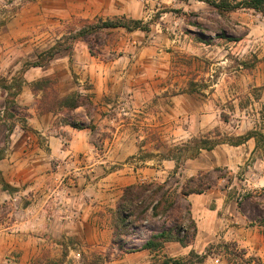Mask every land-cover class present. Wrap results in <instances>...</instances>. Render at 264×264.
<instances>
[{"label": "rangeland", "instance_id": "374dc122", "mask_svg": "<svg viewBox=\"0 0 264 264\" xmlns=\"http://www.w3.org/2000/svg\"><path fill=\"white\" fill-rule=\"evenodd\" d=\"M220 2L0 0V160L31 132L24 104L33 96L39 113L52 114L53 131L68 124L94 134L99 128L97 150L104 147L110 162L104 171L118 177L107 178L101 192L111 230L119 196L128 186L166 184L164 208L175 204L174 217L148 211L132 219L133 235L123 237L122 246L112 244L113 230L111 241L106 235L102 244L90 243L80 224L82 207L73 206L76 215L64 235L41 234L49 243L20 249L14 240L2 239L16 236L19 223L31 216V203L16 192L8 200L0 196V264H162L165 258L232 264L225 243L252 264H264V14L219 10L214 4ZM115 20L140 21L141 29H90L76 38L85 28ZM52 48L61 51L49 60ZM96 64L110 65L107 94L97 105L90 92L95 79L87 72ZM79 96L91 102L82 106L84 119L63 104ZM61 134L68 146L70 136ZM250 134L257 155L245 170L214 167L212 150L237 146ZM201 140L209 143L200 149ZM189 162L206 176L203 194L181 196L190 179L184 173ZM95 194L89 186L83 196L91 201ZM176 219L186 226L192 219L198 229L197 245L196 239L188 248L179 245L183 255L125 253L151 232L173 227ZM191 252L199 257L190 258Z\"/></svg>", "mask_w": 264, "mask_h": 264}, {"label": "crops", "instance_id": "0c3cea01", "mask_svg": "<svg viewBox=\"0 0 264 264\" xmlns=\"http://www.w3.org/2000/svg\"><path fill=\"white\" fill-rule=\"evenodd\" d=\"M109 66L96 64L91 70H87L95 79L93 90L90 91L95 94V105L101 102V98L107 94ZM32 98L34 99L33 96ZM32 98L26 97L25 99L31 102L24 104L28 108V125L31 127V132H27L22 145L17 146L0 160V176L4 183L0 186L2 188L6 185L4 190L1 189L2 200H8L14 192L25 195L23 200L31 203L29 212L31 216L27 215V221L19 223L15 237L12 233L2 240H14L16 247L20 249L27 247L28 243L38 249L42 246L41 244L49 243L44 238L45 234L64 235L63 233L67 232L68 220L72 215H76L73 214L71 207L78 206V208L82 207L80 224L83 227L82 230L89 235L90 243L102 244L106 235L111 241L112 230L104 218L105 197L101 192L107 178L114 176L116 181L118 177L114 172L105 173L104 171L109 169L107 165L110 162L105 160L108 155L104 154V147L100 146L102 148L100 152L97 150L100 143L99 128L97 127L95 134L90 129L78 130L70 126L53 131L51 129L52 114L39 113ZM74 114L80 115L81 119L87 118L85 107L76 109ZM103 116L104 114H100L99 118L102 119ZM62 131L70 136L68 146H65L67 142L61 134ZM94 142L95 145H93ZM111 149H108L109 152ZM256 151V141L250 138L247 143L239 146L216 147L209 154L214 157V167L236 171L245 170L246 166L256 158ZM190 163L193 162L185 166V176L187 178L197 177L201 168ZM86 174L91 180V185L85 184ZM89 186L96 188L95 198L91 201H87L83 196L87 193ZM93 201H95V206L91 207ZM66 203H70L71 206L69 204L66 207ZM109 208L113 209L114 205ZM28 211L29 209L23 212L25 216ZM20 230L21 233L26 231L28 234H20ZM41 234L44 237H41ZM135 237L139 238L138 235ZM147 239L148 237L141 243ZM197 243L198 238L195 245ZM179 245L175 242L167 243L163 249L153 253L162 251L169 257L181 256L183 252ZM141 253L151 252L142 251ZM133 255L137 254L133 253Z\"/></svg>", "mask_w": 264, "mask_h": 264}, {"label": "trees", "instance_id": "16d2710c", "mask_svg": "<svg viewBox=\"0 0 264 264\" xmlns=\"http://www.w3.org/2000/svg\"><path fill=\"white\" fill-rule=\"evenodd\" d=\"M215 7L219 10L225 11H235L238 9H249L260 12L264 14V0H221L219 4H214ZM131 24L124 22L123 20L107 21L96 27L90 26L79 32L76 36L83 37L90 29H94L97 32L105 29H117L125 28L128 31H134L141 29L140 21H131ZM61 49L52 48L47 52L48 59L51 60L53 57L60 52ZM63 104L67 105L70 111H74L79 107L91 105V102L86 97H77L75 100H72L70 103L66 99ZM71 127L82 130L85 129L83 126H77L75 124H68ZM251 134L245 138H240L233 145H241L246 139L250 138ZM208 140H201L197 142V146L201 149V145L208 144ZM205 174H201L198 177L190 178L181 191V196H189L192 194H203L206 190L202 186V181L205 179ZM3 183V182H2ZM196 184V188H192ZM166 188V184H140V185H131L126 187L123 190L121 198L118 200L115 213V219L113 221V239L112 244H118L122 246L123 237H128L133 235L132 232V222L142 217L148 213L152 212L153 217H158L160 214H166L174 217L173 208L175 204H171L167 208H164L165 196L161 192ZM158 197V198H157ZM136 205V206H135ZM135 208V209H133ZM136 227V226H134ZM197 226L195 222L190 219L189 226L183 224L178 219L175 221V225L169 229H162L161 231L151 232L148 236V239L145 242H142L140 247H133L131 249L125 250V253L132 254L141 251H150L157 252L164 248L167 243H179L182 247H189L194 244L197 236ZM120 246V247H121ZM226 250L229 260L232 264H252L251 259L245 258V254L233 248L232 243H225L222 245ZM199 257L195 252L190 253V258ZM204 259L206 256H203ZM203 261V260H202ZM204 262V261H203ZM162 264H190L188 260H176L171 258H165Z\"/></svg>", "mask_w": 264, "mask_h": 264}]
</instances>
